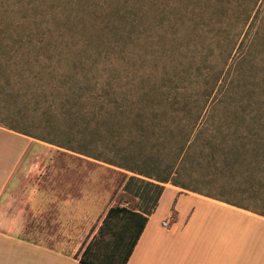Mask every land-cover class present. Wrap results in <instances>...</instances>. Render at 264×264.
<instances>
[{
  "label": "rangeland",
  "instance_id": "rangeland-1",
  "mask_svg": "<svg viewBox=\"0 0 264 264\" xmlns=\"http://www.w3.org/2000/svg\"><path fill=\"white\" fill-rule=\"evenodd\" d=\"M172 4L188 12L169 19ZM235 6V0H0V26L9 37L50 39L54 46L49 55L63 51L71 59L89 61L84 71L102 79L82 84L81 94L117 87L128 91L129 98L136 102L140 98L134 95L141 88L163 89L169 78H175L174 86L196 98H203L213 87L211 101L217 85L209 82V75L234 60L243 39ZM255 47V62L248 63L246 70L257 83H264V37ZM37 54L34 49L0 51V64H4L0 67V124L47 136L49 132L43 128L46 125L39 124L36 93L42 89L50 93L51 85H58L61 77L52 82V69L36 63ZM60 70L78 76L77 69L68 62ZM250 84L243 81L229 98L247 102L255 90ZM255 93L259 96L264 91ZM26 136L32 139L21 166L25 238L70 241L84 248L98 235L110 208L147 207L146 201L124 189L125 174L132 173ZM155 141L161 144V140ZM221 149L215 152V158L198 151L190 153L174 175V181L186 188L178 187L264 213L262 152H249L253 164L247 166L235 163L231 157L226 159ZM31 195L37 199L36 207L30 202ZM122 221L113 230L119 229ZM108 238L106 235L104 240Z\"/></svg>",
  "mask_w": 264,
  "mask_h": 264
},
{
  "label": "trees",
  "instance_id": "trees-1",
  "mask_svg": "<svg viewBox=\"0 0 264 264\" xmlns=\"http://www.w3.org/2000/svg\"><path fill=\"white\" fill-rule=\"evenodd\" d=\"M235 4L244 30L243 39L234 60L215 70L213 75L209 73V79L212 78L209 82L217 85L211 101L209 96L214 92L213 87L203 98H196L181 92L182 87L174 86L175 78H169L163 89L141 88L134 95L140 98L136 102L129 98L128 91L117 87L111 90L103 87L100 91L81 94L82 84L102 79L99 75L90 77L91 73L84 71L89 61L78 57L71 59L63 51L49 55L54 46L50 39L9 37L6 29L0 26V51L34 49L38 52L35 62L52 69V82L61 77L58 85H51L50 93L45 89L36 93L39 124L46 125L43 128L49 135L4 125L132 173L125 174V191L147 202L145 210L110 208L98 235L84 250L81 262L126 264L149 215L156 209L165 184L186 188L174 181V175L182 169L190 153L198 151L215 158V152L223 148L226 159L231 157L235 163L243 162L247 166L253 164L248 158L252 150H260L259 156L264 158V94L255 96L256 90L264 91V83H257L259 81L246 70L248 63L255 62L254 48L264 37V0H235ZM170 9L169 19L188 12L176 4L170 5ZM67 62L77 69V77L60 70ZM80 73L85 74V78ZM243 81L251 82L255 90L250 92L247 102H235L229 97ZM69 83L71 87L67 86ZM155 139L161 140V144ZM191 191L248 209L197 190ZM120 220H123L121 227L113 230ZM106 235L110 238L104 240ZM110 241L112 248L108 251Z\"/></svg>",
  "mask_w": 264,
  "mask_h": 264
},
{
  "label": "crops",
  "instance_id": "crops-1",
  "mask_svg": "<svg viewBox=\"0 0 264 264\" xmlns=\"http://www.w3.org/2000/svg\"><path fill=\"white\" fill-rule=\"evenodd\" d=\"M31 139L0 124V264H85L94 236L84 248L22 236L21 166ZM126 264H264V215L165 184Z\"/></svg>",
  "mask_w": 264,
  "mask_h": 264
},
{
  "label": "built area",
  "instance_id": "built-area-1",
  "mask_svg": "<svg viewBox=\"0 0 264 264\" xmlns=\"http://www.w3.org/2000/svg\"><path fill=\"white\" fill-rule=\"evenodd\" d=\"M173 217H174V216H173ZM168 224H169V222H167V221H164V222H163V225H164V226H168Z\"/></svg>",
  "mask_w": 264,
  "mask_h": 264
}]
</instances>
